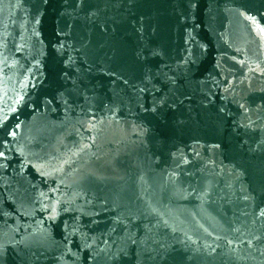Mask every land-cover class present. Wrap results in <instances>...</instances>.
<instances>
[{"label":"water","instance_id":"1","mask_svg":"<svg viewBox=\"0 0 264 264\" xmlns=\"http://www.w3.org/2000/svg\"><path fill=\"white\" fill-rule=\"evenodd\" d=\"M0 264H264V0H0Z\"/></svg>","mask_w":264,"mask_h":264}]
</instances>
